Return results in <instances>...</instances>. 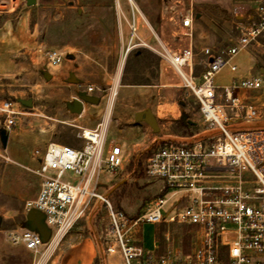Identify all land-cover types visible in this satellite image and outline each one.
<instances>
[{
  "label": "built area",
  "instance_id": "built-area-1",
  "mask_svg": "<svg viewBox=\"0 0 264 264\" xmlns=\"http://www.w3.org/2000/svg\"><path fill=\"white\" fill-rule=\"evenodd\" d=\"M126 1L124 53L147 48L172 69L181 87L195 99L203 133L181 143H160L138 161L140 173L161 180L164 186L134 215L101 190L111 180L102 179L103 175H114L124 159L118 144L105 148L104 122L87 133L81 129L79 148L49 142L43 149H33L36 166L24 169L39 178V188L35 198L25 201L26 211L34 210L36 218L48 226L51 240H61L92 208L103 209L111 235L105 250L119 253L123 264H264V127H239L261 115L254 100L242 95L262 89L264 80L239 76L225 86L215 82L223 70L235 72L233 58L263 34L264 0H252L251 11L235 23L234 44L202 47L200 63L193 51L196 16L191 4L183 8L176 0L172 35L185 41L171 43L158 35L132 0ZM37 50L49 68L64 58L57 48L39 46ZM92 89L87 86L88 91ZM18 114L13 101H1L0 131L10 132ZM10 162L0 137V168ZM161 222L188 227L186 252L173 244L168 230L162 233L163 252L143 247V225ZM5 237L32 252L44 244L39 233L27 229L8 230Z\"/></svg>",
  "mask_w": 264,
  "mask_h": 264
},
{
  "label": "rangeland",
  "instance_id": "rangeland-1",
  "mask_svg": "<svg viewBox=\"0 0 264 264\" xmlns=\"http://www.w3.org/2000/svg\"><path fill=\"white\" fill-rule=\"evenodd\" d=\"M9 1L12 3V0ZM24 1L18 0V5L7 12L5 9L9 6H3L0 0V25L6 23L8 31L0 34V102L13 101L15 109L19 111L16 125L11 130L12 144L19 146V162L26 163L33 149H42L49 142H71L81 147V129H91L100 121L106 124L105 139L114 138L120 143L126 141V128L133 140L146 134L145 144L155 135L165 137L171 134L174 141H180L181 138L177 136L203 133L204 126L199 123L201 118L195 99L181 87L180 79L172 69L147 48L134 49L125 55L127 26L123 15L127 17L129 12L126 0H118L120 8L117 7V0H36L34 5L27 7ZM180 1L183 8L191 4L196 16L192 35L196 63L202 61V47H219L236 42L235 23L243 20L252 5V0ZM132 2L161 38L171 43L185 41V38L172 35L175 24L171 17L177 6L176 0ZM28 9L29 12H26ZM18 28H23L29 38L22 47L16 46L14 38ZM39 46L62 51L64 58L61 66L69 59L82 57L80 52L88 53L90 59L83 67L84 76H76L79 64L75 62L73 69H70L73 74L68 75L78 83L65 79L56 81L55 69L45 67L43 55L37 50ZM248 49L257 53L253 45ZM237 59L238 55L234 57L236 63ZM219 75L218 84L227 83V71L223 70ZM80 82L84 85L80 86ZM87 86H93L92 95L98 96L99 102H85L84 112L76 113L72 109V101L75 96L79 98L87 91ZM254 102L261 115L250 124L239 125L240 128L264 127V97L254 99ZM143 110L152 112L159 127L157 133L144 120H135V113ZM158 144H151L134 154L132 152L131 158L138 155L136 161H139ZM132 168L121 165L114 175H103L102 179L111 178L106 189L114 204L118 205V200L124 196L130 205L138 201L140 210L144 203L143 195L150 194V190L143 187L148 184L133 180L143 175L140 165L136 164L134 171ZM6 202L0 192V227L5 221L3 204ZM12 204L15 206L16 202ZM94 209L79 220L72 232L78 237L96 236L106 255L105 239H111L108 220L103 209ZM34 223L37 232L44 236L43 222L35 220ZM159 224H155L156 229L160 228ZM153 228V224L143 225L146 238L151 236ZM167 230L173 244L181 247L188 227L165 224L163 232ZM8 244L5 233L0 232V253L7 252ZM187 244L189 249V236ZM165 245L164 240L163 251ZM97 264L102 263L99 260Z\"/></svg>",
  "mask_w": 264,
  "mask_h": 264
},
{
  "label": "crops",
  "instance_id": "crops-1",
  "mask_svg": "<svg viewBox=\"0 0 264 264\" xmlns=\"http://www.w3.org/2000/svg\"><path fill=\"white\" fill-rule=\"evenodd\" d=\"M1 3L3 4V6H9L7 9H5V11L10 12L18 5V0H12V3L9 0H1ZM25 5L26 4L24 1V6ZM26 12H29V9L26 10ZM20 22H21V18H20ZM3 31L8 32L6 23L3 26L0 25V34ZM14 38L16 39L17 47L24 46L25 44L28 43V39H29L26 36L25 30L23 28L17 29ZM251 45L256 47L257 53L251 52L248 49V47ZM80 53L83 55L82 57H78V58L75 57L73 59H69L65 64H63V66H61L60 64L56 67H50L55 69L54 73H55L56 81H62L63 79H65V81L68 82L78 83L76 79H73L72 76H69L68 74H73L72 73L73 70L70 69H73L72 68L73 65L78 63L79 67L76 76H82V77L84 76L83 67L84 65H86V63L89 62L90 58L88 56V53L85 52H80ZM237 55H238V59H237L238 63L234 61V58L232 60L237 67L236 71L229 72L226 70L228 81L225 84H218L217 78L220 75H217L215 82L218 86H225L229 84V82L233 78L239 76H259L264 80V32L258 38V41L256 43H252L248 45L246 48L241 49L237 53ZM238 64L240 65V68H238ZM45 67L49 69V67H47L46 64ZM79 85L81 86L84 84L80 82ZM93 90L94 89H92L91 91L87 90L83 92L82 95L79 96V98H76L78 96H75V99H80L82 101V109H83V111L81 110L82 113L84 112L85 102H89L92 104H96L99 102V97L92 95ZM243 94L244 95L242 96H246V98L251 97L253 100L261 99L264 97V87L259 90L248 91ZM83 97H97L98 100L96 102H91L83 99ZM73 101H72V109H73ZM143 111H139V112H143ZM137 113H135L134 118ZM135 120H144V119L142 117L141 119L135 118ZM199 123L201 124V121ZM150 127L156 133L159 130L158 124H157V129L153 128L152 126ZM105 129H106V124H105ZM126 130L128 133L125 137L126 141L120 143L117 139L114 138L108 139V137H106L105 148H108L111 144H118L121 147L122 154L124 156L122 166L125 165L131 166V168L133 167L132 171H134L135 169L134 167L136 166V164H138V161H136L138 159V155L135 158H131L132 152L133 154L136 151L139 152L144 148H148L149 145L151 144H158V143L160 144L163 142L181 143L194 137L193 135L177 136L181 138V140L183 141L181 140L174 141L172 139L174 136L171 134L164 135L165 137H159L155 135L154 137L149 139L147 145L145 144L146 134H144L145 137H140L139 133L137 132L136 135L139 136L137 139L133 140L129 136V132L127 128ZM122 132L123 129L121 131V134H123ZM12 142H13V134L10 131L7 132V140L4 148L7 154L9 155V157L11 158L12 162L2 166L0 172V192L1 195H3V197H5L7 201L6 203L3 204V209L5 211V217H4L5 221L2 227H0V232L6 234V231L11 229H17V230L27 229L37 232V225L34 223L35 220L28 217L27 215L28 211H26L24 207L25 201L35 198L39 188V178L36 175L25 170L24 166L35 167L36 161L29 156L28 157L29 160L26 163L19 162L18 159L19 158L21 159V154L18 151L19 146L15 147V145H13ZM66 145L79 148L74 146L71 142L66 143ZM137 179L142 181L143 185L148 184V186H143V187L148 188L150 190L149 191L150 194L143 195L144 201L159 193L164 186L161 180L147 179L144 175H142L139 178H134L133 180H137ZM108 183L109 182H106L101 188V190H103L106 193H109V191L106 189ZM13 201L16 202L15 206L12 204ZM184 202H185L184 200L181 201L182 204ZM117 206L122 208L126 213L130 215H134L139 211L138 201L130 205L129 202L126 200V197L124 196L121 197L120 200H118ZM38 221L43 222L41 220ZM78 222L79 221H77L74 224V226L64 235L66 237L64 240H51L49 237L47 241H44V244L38 249L37 252H32L30 250H27L21 245L8 244L7 252L5 254L0 253V264H97L99 263V260L101 261L102 264H123L122 258L119 253H114V254L107 253L106 255L104 254L103 248L101 247L100 242L96 238V236L90 238L89 236L80 235V237H78L77 235L73 234L72 231L76 227ZM42 226L45 228L46 232L49 231L48 226L44 222ZM153 227L154 228L152 230L151 236L147 238L144 236L143 228H142V238H141L142 244L146 250L155 251L159 253V243L155 238V231H156L155 224H153ZM109 240L110 239L107 240L105 239V243H104L105 248ZM96 260L97 263H95Z\"/></svg>",
  "mask_w": 264,
  "mask_h": 264
},
{
  "label": "water",
  "instance_id": "water-1",
  "mask_svg": "<svg viewBox=\"0 0 264 264\" xmlns=\"http://www.w3.org/2000/svg\"><path fill=\"white\" fill-rule=\"evenodd\" d=\"M36 2V0H25V4L27 6H31L34 5ZM83 99L91 101V102H96L98 99L97 97H83ZM181 104H183V102H181ZM82 110V101L80 99H75L73 101V111L76 113H80ZM143 117L144 121L147 122L150 126H152L153 128L157 129V123L155 118L152 116L150 110H145L143 112H138L135 116L136 119H141ZM0 137H1V143L2 146L5 147L6 144V140H7V133L4 130L0 131ZM28 217L31 219L36 220V213L34 210H28L27 213ZM50 236V232L47 231L45 232V235L43 236V240L47 241L48 238Z\"/></svg>",
  "mask_w": 264,
  "mask_h": 264
},
{
  "label": "trees",
  "instance_id": "trees-1",
  "mask_svg": "<svg viewBox=\"0 0 264 264\" xmlns=\"http://www.w3.org/2000/svg\"><path fill=\"white\" fill-rule=\"evenodd\" d=\"M159 225H160V228L156 229L155 237L159 243V253H160L163 249V246H164V238L162 237L161 233L165 230V223L161 222ZM187 238H188V235L184 234L183 235V243L181 245V248L185 252L188 250ZM95 263H97V260L95 261Z\"/></svg>",
  "mask_w": 264,
  "mask_h": 264
},
{
  "label": "bare ground",
  "instance_id": "bare-ground-1",
  "mask_svg": "<svg viewBox=\"0 0 264 264\" xmlns=\"http://www.w3.org/2000/svg\"><path fill=\"white\" fill-rule=\"evenodd\" d=\"M89 131V129H85V133H87ZM161 141V140H160ZM50 237V236H49Z\"/></svg>",
  "mask_w": 264,
  "mask_h": 264
}]
</instances>
